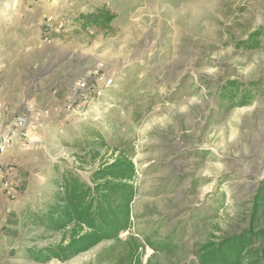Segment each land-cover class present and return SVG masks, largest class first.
Masks as SVG:
<instances>
[{
    "label": "rangeland",
    "instance_id": "rangeland-1",
    "mask_svg": "<svg viewBox=\"0 0 264 264\" xmlns=\"http://www.w3.org/2000/svg\"><path fill=\"white\" fill-rule=\"evenodd\" d=\"M102 8L116 14L108 29L75 18ZM20 47L21 70H0V97L14 93L15 108L97 61L116 82L85 119L8 141L19 185L13 198L0 187V264H200L203 243L249 226L264 179V0H0V63ZM122 152L136 166L131 227L70 260H34L31 249L68 242L31 221L58 174L89 181Z\"/></svg>",
    "mask_w": 264,
    "mask_h": 264
},
{
    "label": "trees",
    "instance_id": "trees-1",
    "mask_svg": "<svg viewBox=\"0 0 264 264\" xmlns=\"http://www.w3.org/2000/svg\"><path fill=\"white\" fill-rule=\"evenodd\" d=\"M75 18L84 29H108L116 14L102 8ZM261 33L258 31V35ZM255 39L257 42L258 39ZM228 85L225 88L228 91L238 88L235 81ZM229 92L232 98L238 96V93ZM249 98L246 91L238 102L246 105L250 102ZM135 176V163L125 152L95 169L89 181L71 170L60 172L54 180L57 192L53 195V201L46 203L43 212L33 214L31 221L41 225L47 232L67 233L68 242L39 250L31 249L30 256L38 262L53 258L67 261L104 240H120L121 233L132 224V202L138 194ZM263 215L264 179L252 199L249 226L240 233L203 243L199 248L200 264H264ZM17 222L10 217L3 229L9 232V224Z\"/></svg>",
    "mask_w": 264,
    "mask_h": 264
},
{
    "label": "built area",
    "instance_id": "built-area-1",
    "mask_svg": "<svg viewBox=\"0 0 264 264\" xmlns=\"http://www.w3.org/2000/svg\"><path fill=\"white\" fill-rule=\"evenodd\" d=\"M52 18L53 16H49V22H46L49 30L54 28ZM53 81L48 80L47 84ZM115 82L116 77L109 73L105 63L97 61L88 67L75 70L66 84L60 78L51 84L47 90L48 96L43 102L38 101L34 92H24L21 105L12 109L0 97V187L8 196L15 197L19 185L16 168L13 163L4 160L8 141L13 138L23 140L29 137L32 129L47 127L71 116L85 119L89 110H98L100 99L108 95ZM1 85L0 80V88Z\"/></svg>",
    "mask_w": 264,
    "mask_h": 264
},
{
    "label": "crops",
    "instance_id": "crops-1",
    "mask_svg": "<svg viewBox=\"0 0 264 264\" xmlns=\"http://www.w3.org/2000/svg\"><path fill=\"white\" fill-rule=\"evenodd\" d=\"M44 26H46V25H44ZM26 33L29 35H33L35 32H31V30L30 31L26 30ZM36 36H38V35H36ZM23 40H25L24 37H23ZM26 44H28V43H26ZM25 52H26V49H22V47L18 48L16 51L8 52L7 53V55H8L7 59L1 58L0 70L4 69V70L12 72V73H14V75H16L19 72V70H21V65H24L23 63H25V61L28 60V59H26V57L28 55H30L29 52H28V54H25ZM66 68H67V65L64 64L63 69L66 70ZM12 95H13L12 101H14L15 95H14V93H12ZM12 101L8 100L6 102L8 105L11 103L10 105L12 106V104H14V102H12ZM13 108H15V107H13ZM62 123H64V122H59L56 124L60 125ZM50 126H52V124Z\"/></svg>",
    "mask_w": 264,
    "mask_h": 264
},
{
    "label": "bare ground",
    "instance_id": "bare-ground-1",
    "mask_svg": "<svg viewBox=\"0 0 264 264\" xmlns=\"http://www.w3.org/2000/svg\"><path fill=\"white\" fill-rule=\"evenodd\" d=\"M186 5H187V4H186ZM186 5H185V6H186ZM164 25H165V24H164ZM177 25H178V24H177ZM21 103H22V101L19 103V105H21Z\"/></svg>",
    "mask_w": 264,
    "mask_h": 264
}]
</instances>
